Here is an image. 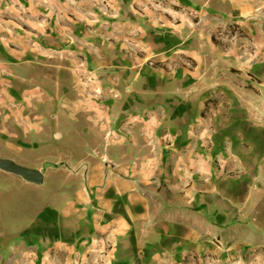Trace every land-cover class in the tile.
I'll return each mask as SVG.
<instances>
[{
    "label": "crops",
    "instance_id": "obj_1",
    "mask_svg": "<svg viewBox=\"0 0 264 264\" xmlns=\"http://www.w3.org/2000/svg\"><path fill=\"white\" fill-rule=\"evenodd\" d=\"M0 159V264H264V0H0Z\"/></svg>",
    "mask_w": 264,
    "mask_h": 264
},
{
    "label": "water",
    "instance_id": "obj_2",
    "mask_svg": "<svg viewBox=\"0 0 264 264\" xmlns=\"http://www.w3.org/2000/svg\"><path fill=\"white\" fill-rule=\"evenodd\" d=\"M0 171L18 176L26 182L39 185L42 182V173L15 164L11 161L0 159Z\"/></svg>",
    "mask_w": 264,
    "mask_h": 264
},
{
    "label": "built area",
    "instance_id": "obj_3",
    "mask_svg": "<svg viewBox=\"0 0 264 264\" xmlns=\"http://www.w3.org/2000/svg\"><path fill=\"white\" fill-rule=\"evenodd\" d=\"M188 15H191L192 17L195 16L194 12H186ZM241 38L240 33L232 26L229 28H226L224 31L223 30H218L216 31L215 34V40L220 42V43H233L235 40H238ZM105 162V160H104Z\"/></svg>",
    "mask_w": 264,
    "mask_h": 264
}]
</instances>
